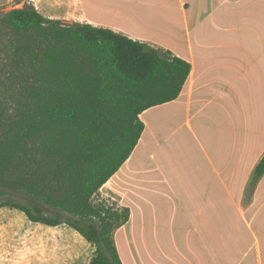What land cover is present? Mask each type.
<instances>
[{
    "label": "crops",
    "instance_id": "0c3cea01",
    "mask_svg": "<svg viewBox=\"0 0 264 264\" xmlns=\"http://www.w3.org/2000/svg\"><path fill=\"white\" fill-rule=\"evenodd\" d=\"M51 1L46 18L190 66L176 100L140 115L137 146L102 187L130 212L113 234L122 263L264 264V0Z\"/></svg>",
    "mask_w": 264,
    "mask_h": 264
},
{
    "label": "trees",
    "instance_id": "16d2710c",
    "mask_svg": "<svg viewBox=\"0 0 264 264\" xmlns=\"http://www.w3.org/2000/svg\"><path fill=\"white\" fill-rule=\"evenodd\" d=\"M189 73L171 52L33 5L0 15V208L73 228L96 248L88 264H123L113 234L129 209L93 199L137 146L140 115L176 100Z\"/></svg>",
    "mask_w": 264,
    "mask_h": 264
},
{
    "label": "rangeland",
    "instance_id": "374dc122",
    "mask_svg": "<svg viewBox=\"0 0 264 264\" xmlns=\"http://www.w3.org/2000/svg\"><path fill=\"white\" fill-rule=\"evenodd\" d=\"M41 1L0 0V15L26 5L40 11ZM46 2L47 9H42V13L55 17L54 1ZM62 23L70 24L69 21ZM93 203L113 211L123 210L114 200L103 196L102 188ZM95 252L92 244L66 224L50 228L32 223L18 210L0 208V264H88Z\"/></svg>",
    "mask_w": 264,
    "mask_h": 264
}]
</instances>
